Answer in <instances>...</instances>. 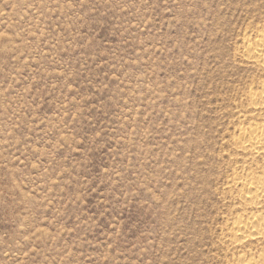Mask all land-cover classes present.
<instances>
[{"label": "rangeland", "instance_id": "374dc122", "mask_svg": "<svg viewBox=\"0 0 264 264\" xmlns=\"http://www.w3.org/2000/svg\"><path fill=\"white\" fill-rule=\"evenodd\" d=\"M261 29L264 0H0V264H225Z\"/></svg>", "mask_w": 264, "mask_h": 264}, {"label": "bare ground", "instance_id": "6f19581e", "mask_svg": "<svg viewBox=\"0 0 264 264\" xmlns=\"http://www.w3.org/2000/svg\"><path fill=\"white\" fill-rule=\"evenodd\" d=\"M240 58L264 74V29L242 38ZM247 112L227 143L233 156L224 201L233 217L220 227L225 264H264V81L247 91ZM256 113V114H255Z\"/></svg>", "mask_w": 264, "mask_h": 264}]
</instances>
